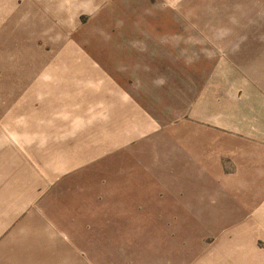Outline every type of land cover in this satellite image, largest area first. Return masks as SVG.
<instances>
[{"label":"rangeland","instance_id":"obj_1","mask_svg":"<svg viewBox=\"0 0 264 264\" xmlns=\"http://www.w3.org/2000/svg\"><path fill=\"white\" fill-rule=\"evenodd\" d=\"M0 264H264V0H0Z\"/></svg>","mask_w":264,"mask_h":264}]
</instances>
